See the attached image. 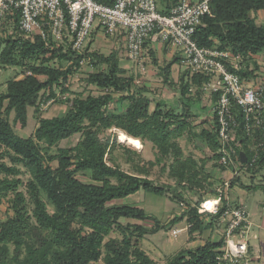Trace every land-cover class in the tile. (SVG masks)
Returning <instances> with one entry per match:
<instances>
[{
  "label": "trees",
  "instance_id": "trees-1",
  "mask_svg": "<svg viewBox=\"0 0 264 264\" xmlns=\"http://www.w3.org/2000/svg\"><path fill=\"white\" fill-rule=\"evenodd\" d=\"M114 0H102L105 4H112ZM162 6H161V5ZM159 11L169 12L171 6L168 0L158 1ZM164 6V7H163ZM210 15H204L197 26L193 38L201 46L216 47L219 50H229L239 55L237 69L229 70L242 79L249 81L254 78L258 64L252 56L264 52V26L255 23L250 16L251 12L264 8V0H209ZM18 11L4 19L0 43L3 61L6 64H17L20 59L39 55H47V49L42 40L25 39L18 29ZM147 44L144 45L146 47ZM152 56L153 52L148 51ZM70 55L78 63L84 57H89L95 64L105 63L106 71H99L89 76V81L102 88H112L117 92H125L118 101L125 99L128 106L124 111H112L111 115L102 112L107 105L115 101L110 94L87 96L75 99L68 111L60 117L43 118L34 131L33 138H22L12 129L11 124L3 113H14V120L22 126L26 124L27 108L35 107L42 90H48L47 99H54L55 89L60 87V78L67 75L69 70L34 66L31 74L20 79L10 80L4 92L0 93V144L13 152L12 158L20 161L30 171L32 178L29 181L33 217L36 226H31L22 203V196L17 195L13 200L14 216L0 223V264H90L101 257L102 248L109 255L106 264H153L152 259L142 251L138 245L142 235L153 234L160 229V224L152 216L147 215L143 208L129 205L108 206L112 200L122 199L142 189L148 193L165 196L170 192L172 199L183 200L181 194L173 188L157 185L147 177L122 171L118 167L106 165L103 161L105 147L96 143L97 151L81 154L77 148H64L55 155L41 153L38 142L45 140L47 147L66 139L76 133H85L83 141L87 146L96 142V134L92 129L102 125L104 128L117 127L126 134L146 138L157 149V160L162 157L172 159L169 172L177 185L182 189L198 196L195 204H188L179 215H174L170 224H175L185 218L188 232H202L205 229L215 228L220 222L221 211L216 214H200L197 208L207 193L204 184L208 183L203 163L193 157H184L178 139L183 135L198 136L203 144L213 151L215 165L219 170L225 169L217 162V138L214 133L213 118L210 117V127L201 129L199 134L193 133L192 124L186 112L191 109L192 95L200 98L201 85L207 80L202 74H193L181 78L178 92L182 100L181 113L174 108L163 109V104H155L149 111V100L133 89L134 76L125 75L120 66V59L116 51L108 55L96 52L87 53L86 47L81 53L67 48H55L50 56ZM253 61L252 68L248 60ZM44 75L45 80L38 78ZM168 67L164 69L163 80L171 85L168 79ZM215 95H211V101ZM6 101L5 108L4 102ZM238 122L242 114L235 107ZM85 131V132H84ZM193 133V134H192ZM236 133L241 142L240 150L247 158L251 155L250 145L254 143L237 128ZM76 149V151H75ZM75 151V153H73ZM46 154V153H45ZM55 160L56 166L50 163ZM264 167V145L259 151L256 169L249 170L252 174L258 173ZM0 169L15 174L17 169L0 164ZM90 171L92 183L78 180L75 174L80 171ZM144 174V171H143ZM239 180V175L231 179L230 187ZM18 180H0V194L14 189ZM44 193L53 205L54 212L46 210L41 199ZM206 198V197H205ZM181 204V203H180ZM77 220L82 229L71 228V220ZM125 219L126 232L122 238L112 237L104 242L115 225ZM152 221L151 228L144 224ZM123 223V222H122ZM121 225V224H120ZM13 245V254L10 256L9 245ZM223 246V237L217 241L207 240L193 250L182 249L173 255L166 264H224L216 257ZM23 253V255H21Z\"/></svg>",
  "mask_w": 264,
  "mask_h": 264
},
{
  "label": "rangeland",
  "instance_id": "rangeland-1",
  "mask_svg": "<svg viewBox=\"0 0 264 264\" xmlns=\"http://www.w3.org/2000/svg\"><path fill=\"white\" fill-rule=\"evenodd\" d=\"M95 23H98V19L95 20ZM121 42L122 41L114 43L112 40H109L101 28L96 27L95 29L94 26L92 28V33L87 40L86 51L87 53L96 52L102 55H108L111 51H116L120 59V66L126 73L125 75L134 76L133 80L135 85H133V89L148 98L150 103L149 111L154 109L155 104L159 105L162 103L163 109L172 107L178 113H181L182 100L176 89L180 84L183 73L184 80L186 77H190L189 73L185 75L186 70L183 69L184 66L181 67V74L178 76L179 80L175 83L172 80L176 79V76L171 75V78L173 77L172 79L168 76L171 85H166L163 82L162 76V67L166 65V62H163L162 64L159 63L158 65H154L150 61L145 63L146 72L143 74V71H141L139 67H136L134 63L126 58L124 52L125 49ZM0 46L1 48L4 47V43H0ZM2 54V49H0V93L5 91L6 85L10 80L22 78L27 74L26 71H31L34 66L40 65L48 68L69 70L67 75L64 76L65 78H60V87H56V96L54 99H47L48 90L45 89L40 92L37 105L35 107L27 108L26 124L24 126H22L20 122L14 120V113L12 111L8 114L3 113V116L6 117L11 124L13 131L22 138L34 139V131L41 119L64 115L75 99L86 98L87 96L96 97L105 93L112 95L115 98V101L102 109L104 115H111L112 111L115 110L124 111L129 104L125 99L118 101V98L121 97V95H126L128 92H117L108 87L102 88L89 81V76L91 74L107 70V65L105 63H92L89 57H84L83 60L76 63L70 55L59 54L50 56L47 54L22 60L18 55H15V61L19 62L17 64L9 65L3 61ZM253 59L254 58H252V60ZM252 60H248L250 65L253 64ZM254 60L257 61V73H259L256 74L255 77L260 76L262 81L264 79V52L259 53ZM38 78L45 80L46 77L44 75H39ZM193 93L194 90H191L192 97H194ZM207 94L208 92L206 91L201 93L199 102L200 109H196L199 116V118L196 119L195 126H193V133H196V135L199 134V131L202 128L204 129L207 127L206 122L203 121L205 117L208 116V112L205 109L211 110L212 108V103ZM5 104L6 101L4 102V107L1 109L2 111L5 108ZM186 114H188L191 121L194 120V116H190V112H186ZM92 129L95 131L97 139L96 142H93L92 146H87L83 142L85 140V133L79 132L66 139H61L49 147H47V142L45 140L39 141L38 145L41 147V153L46 157L47 155H55L64 148H77L81 154L85 155L88 154L89 151H97V146L95 144L99 143L101 146L105 147L103 161L106 165L118 167L127 173L147 177L157 185L170 187L171 190L173 188L176 192L180 193L183 200L172 199V197H170V192L165 196H158L140 189L134 194L128 195L122 199L112 200L108 203V206L129 205L142 207L157 222L161 221V223H163V225H160L161 227L156 233L142 235L139 240L138 247L152 259L153 264H166L173 255L182 249L192 248L193 241H202L200 239L201 234L191 233V235L188 233V224L185 218L180 220L179 223H169L170 219H172V214L179 215L186 209L188 204H195L198 200L197 195L189 192L190 190L182 189L176 184L174 178L170 175L169 164L172 159L170 157H162L161 160L158 161L157 156L159 154L156 147L146 138H139L142 144L141 148H135L128 143L121 142L118 134L123 130L120 128H104L102 125H98ZM178 143L183 150L184 157H193L198 164L203 163L206 171V174L204 175H209L208 183L204 184V189H206L207 193H205L206 195L203 199L213 196L216 192V188L221 184V181L225 179L222 172L218 170V167L215 165L213 151L206 147L198 136L183 135L178 139ZM75 151L73 153H75ZM12 156L13 152L0 144V164L17 169V173L15 174L0 169V180L7 182L10 180L19 181L14 189H9L6 193L0 194V223L14 216L15 211L13 208V200L15 199V196L20 195L22 196V203L29 224L31 226H36L37 223L32 214L33 205L30 193L31 188L29 186V181L31 180L32 175L22 162L14 160ZM50 164L55 167V160L51 161ZM261 172L264 174V169ZM244 174H250V172L241 171L239 173V178H241L244 183H248L249 178ZM75 177L82 182L92 183L89 170L80 171L75 174ZM259 178V176L256 177V179ZM230 195L233 197L234 192L232 191ZM41 199L45 203L46 210L49 213H53L54 207L48 201L44 193H41ZM121 221L123 223L120 222L121 225H115L111 234L104 238V242L112 237L120 239L126 234V232L121 231V227H125L122 225H125L126 220L121 219ZM151 222L146 221L144 225L147 228H151ZM70 225L74 230L80 228L82 231L88 230L85 227H81L80 223L74 219L71 220ZM174 229L179 231L176 233L175 238H172L171 236L173 234L171 231ZM214 230L219 238L223 237V223L217 222ZM250 235L251 232H249V236ZM249 242L253 245L257 241L250 238ZM262 246L261 255L259 256L262 260L260 262H263L264 264V245ZM9 249V255L11 256L13 254L12 244L9 245ZM248 253L249 247L247 251V256L249 257ZM21 255H23V253H21ZM108 255L109 253L102 248L101 257L90 264H106L105 260ZM247 260L239 261L235 264H247L249 263Z\"/></svg>",
  "mask_w": 264,
  "mask_h": 264
},
{
  "label": "built area",
  "instance_id": "built-area-1",
  "mask_svg": "<svg viewBox=\"0 0 264 264\" xmlns=\"http://www.w3.org/2000/svg\"><path fill=\"white\" fill-rule=\"evenodd\" d=\"M15 11L19 15L21 35L31 40L39 37L47 54L55 48L81 53L95 26L107 36L122 35L127 58L140 66L144 45L156 38L179 49L190 75L206 76L202 90L210 97L215 95L210 117L218 142L217 162L230 170V177L221 181L213 196L201 201L197 211L200 214L221 211L223 246L216 259L224 264L246 261L248 212L242 203L229 201L228 191L232 178L241 171L250 172L257 167L259 151L264 145L260 136L264 135V79L256 85L249 84L229 70V67L238 68L239 55L201 46L195 41L193 36L202 17L210 15L209 0H177L166 14L159 11L158 0H114L112 4L102 0H0V36L4 19ZM26 73L31 74V71ZM235 107L242 114L241 122L237 120ZM237 128L254 142L245 162L240 158L242 150ZM178 231H171V237L175 238Z\"/></svg>",
  "mask_w": 264,
  "mask_h": 264
},
{
  "label": "crops",
  "instance_id": "crops-1",
  "mask_svg": "<svg viewBox=\"0 0 264 264\" xmlns=\"http://www.w3.org/2000/svg\"><path fill=\"white\" fill-rule=\"evenodd\" d=\"M168 1H169V5L172 7L177 0H168ZM192 1H196V0H192ZM250 16L254 19L256 24L264 26V8L259 9V10L254 11V12H251ZM107 37L109 38V40H112L114 43L122 41L121 43L125 49V46H124L125 44H124L122 35H116V36H112V37L107 36ZM146 44L147 45L143 51L144 55H143V60H142V64H141L142 67L138 63L129 59V61L134 63L136 67H139L140 70L143 71V74L146 72L145 63H147L149 61L154 65H156V64L158 65L159 63L162 64L163 62H166V65L164 67H162V76H163L164 69L166 67H168L169 77L171 78V75L176 76V79L172 80L175 83L179 80L178 76L181 74V70H182L181 67L182 66H184L183 69L186 70L185 75H187L189 73L186 64L183 63L181 60L180 51L176 46H174L170 43H167V42H162L156 38H152V39L148 40V42ZM149 50H151L153 52V56L148 52ZM124 52H125V50H124ZM125 54H126V52H125ZM256 57H257V55L252 56V58H254V59ZM126 58H127V56H126ZM237 62L239 65V60ZM250 68H252V65H250ZM256 74H259V73H257V71H256ZM183 75H184V73H183ZM183 75H182V77H184ZM169 77H168V79H169ZM260 81H261L260 76H256L253 79H250L248 81V83L251 85H256ZM163 82H164V80H163ZM177 87L179 88V85ZM178 88L176 89L177 92H178ZM201 89H202V87H201ZM192 90H194V88H192ZM178 94H179V92H178ZM207 95L211 101L210 94L208 93ZM192 98L193 99L191 101V109L189 112H190V116L191 115L194 116V120L193 121L190 120L192 127H193V126H195L194 124H196V119L199 118L198 113L196 112V109L197 110L200 109V106H199L200 105L199 104L200 98H197L196 96H194ZM205 110L208 112V116L205 117V119L203 121L206 122L207 127H205V128H209L210 123H211V121H210L211 111L209 109H205ZM193 129H194V127H193ZM260 136L262 137L261 140L263 139V142H264V135H260ZM263 169H264V167L258 173H255V174H252V173L244 174L245 176H247L249 178V182L244 183L242 181V179L239 178V180L237 182H235L230 187V189L228 191V198H229L230 202L242 203L246 207L247 212H248V217L250 220L249 232H251V235L249 236V240H250V238H252V239L257 241L253 245L250 244V242L248 243V247H249L248 255H249V257H248L247 261L249 263H247V264H263V262H260L262 260H261V257L259 256V255H261V248L263 247L262 245H264V174L261 172ZM220 171L222 172V175L225 178L230 177V170L229 169H223ZM257 176H259L260 178L256 179ZM232 191L234 192L233 197L230 195ZM146 214L149 215L147 212H146ZM174 215H176V214H172L171 216L173 217ZM178 223H179V221H178ZM159 224L163 225V223H161V221L159 222ZM214 229L215 228L205 229L202 232H198V231L192 232V234H194V233L201 234L200 239L202 241H199V240H198V242L193 241L192 242L193 247L188 248L187 250H193V249L199 247L200 245H202L207 240L217 241L219 239V236ZM189 234H191V233H189Z\"/></svg>",
  "mask_w": 264,
  "mask_h": 264
},
{
  "label": "bare ground",
  "instance_id": "bare-ground-1",
  "mask_svg": "<svg viewBox=\"0 0 264 264\" xmlns=\"http://www.w3.org/2000/svg\"><path fill=\"white\" fill-rule=\"evenodd\" d=\"M119 140L123 143H128L130 145H132L133 147L135 148H141V141L139 138L137 137H132L128 134H126L125 132L123 131H120L119 132ZM209 205L211 204V202L208 203Z\"/></svg>",
  "mask_w": 264,
  "mask_h": 264
},
{
  "label": "water",
  "instance_id": "water-1",
  "mask_svg": "<svg viewBox=\"0 0 264 264\" xmlns=\"http://www.w3.org/2000/svg\"><path fill=\"white\" fill-rule=\"evenodd\" d=\"M240 158H241L242 162L246 161V156H245V154L243 152H240Z\"/></svg>",
  "mask_w": 264,
  "mask_h": 264
}]
</instances>
